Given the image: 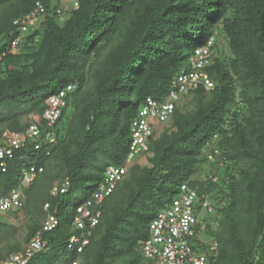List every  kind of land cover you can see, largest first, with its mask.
<instances>
[{
  "label": "trees",
  "instance_id": "obj_1",
  "mask_svg": "<svg viewBox=\"0 0 264 264\" xmlns=\"http://www.w3.org/2000/svg\"><path fill=\"white\" fill-rule=\"evenodd\" d=\"M36 2L43 11L20 30L13 21ZM200 47L213 86L180 94L168 119H154L169 124L157 134L150 121L147 148L126 162L145 98L164 101ZM70 84L54 140L37 139L38 148L23 140L0 168V197L17 189L21 201L1 214L0 260L23 248L6 238L10 218L26 217V242L53 214L58 223L41 232L48 248L29 263L59 256L61 264H153L141 243L186 184L197 209L205 198L214 207L202 216L203 236L217 242L207 264H264V0H0V145ZM31 165L41 170L24 186L21 169ZM122 165L123 176L95 203L107 169ZM64 180L66 189L51 194ZM88 200L100 214L78 253L66 243L80 232L71 224L76 207Z\"/></svg>",
  "mask_w": 264,
  "mask_h": 264
},
{
  "label": "built area",
  "instance_id": "obj_2",
  "mask_svg": "<svg viewBox=\"0 0 264 264\" xmlns=\"http://www.w3.org/2000/svg\"><path fill=\"white\" fill-rule=\"evenodd\" d=\"M43 11L40 2L35 3L32 13L17 18L13 23L22 31H27L34 21L35 13ZM20 43L18 38L10 42V48L16 49ZM207 47H200L195 50V55L190 58V68L184 69L172 81L171 89L167 98L158 102L150 96L145 98L139 108L138 117L132 121V139L129 146V153L126 162L130 161L136 154L147 148V138L152 130L151 119L164 121L169 118L174 108V101L180 94L188 89L202 83L205 88L213 86L212 80L203 71L204 66L209 62ZM72 84L60 89L57 93L48 97V106L41 116L33 117L26 129L22 132L7 133L4 144L0 145V168L6 169L7 160L13 157L14 151L18 149L23 140L34 141V147L38 148L41 142H52L54 133L50 129L58 120L61 109L66 105L65 96L74 89ZM37 140V141H36ZM41 170L34 165L21 169V184L28 185L35 173ZM126 171V167L110 166L107 169L106 183L99 186L95 192L94 201L99 202L104 195H107L113 188L114 183L119 180ZM68 181L64 180L60 186L54 185L51 194L57 191H64ZM196 193L186 184L181 185V192L164 209L157 212L149 224V236L141 243L142 254L153 264H207L209 257L217 254V242L203 236L206 224L202 218L201 211L213 213L214 207L208 199H204L200 208H196ZM20 192L17 189L10 190L6 195L0 197V219L1 214L9 209L19 206ZM47 206V204H45ZM92 201L88 200L76 207V214L71 224L80 232L72 234L66 243L67 249L81 252L88 243L84 233L87 227L94 226L98 222L99 209L91 210ZM58 223L53 214H48L43 221L42 228L37 230L23 245L19 251L10 253L0 260V264H29L33 255L39 251L46 250L48 243L42 238V231L51 230ZM196 238L202 246H193L191 240ZM64 264H79L78 259H72Z\"/></svg>",
  "mask_w": 264,
  "mask_h": 264
},
{
  "label": "rangeland",
  "instance_id": "obj_3",
  "mask_svg": "<svg viewBox=\"0 0 264 264\" xmlns=\"http://www.w3.org/2000/svg\"><path fill=\"white\" fill-rule=\"evenodd\" d=\"M67 6H70L72 5V1L71 2H68L67 1ZM183 103V100L182 102ZM151 122H153L155 125L158 126V130H157V134L163 129L164 126L168 125L169 124V121H166L164 124H159L157 120H154V119H151L150 120ZM137 159V162L140 163V164H144V163H147V160H146V157H144V155H138L136 157ZM74 200L69 204V210L71 211V208L74 204ZM9 214V213H8ZM215 214V213H214ZM201 215L202 216H209L210 214L207 213L205 210H202L201 211ZM5 217H7V215H5ZM11 221H12V224H11V228L8 232V235L6 236L7 239L11 238V239H16L17 241L21 242L22 245H24L25 243V234L27 232V227H26V217H24L23 215H16V217H12L10 218ZM67 256V255H65ZM62 257H59V256H54V258L52 259H49L48 261L46 262H42L40 260H32L31 263L29 264H61L62 263Z\"/></svg>",
  "mask_w": 264,
  "mask_h": 264
}]
</instances>
